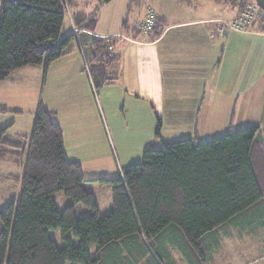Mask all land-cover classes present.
Wrapping results in <instances>:
<instances>
[{
    "label": "trees",
    "instance_id": "trees-1",
    "mask_svg": "<svg viewBox=\"0 0 264 264\" xmlns=\"http://www.w3.org/2000/svg\"><path fill=\"white\" fill-rule=\"evenodd\" d=\"M141 1L131 0L129 7ZM237 1L242 6L245 0ZM73 2L1 0L0 82L27 66L46 68L69 51L75 34L63 37L62 32ZM84 15H73L76 26ZM86 17V26L93 28L97 13ZM126 22L123 34L131 31ZM160 22L156 19L153 27L156 37L162 32ZM132 30L142 32L138 27ZM79 35L78 28V41L86 51ZM119 39L96 38L89 43L96 67L108 53L112 62L119 60L108 52ZM91 73L101 79L99 72ZM34 116L31 136H18V142L9 137L6 127L0 129V158L12 150L9 147L17 155L25 148L27 153L20 196L0 207V264H111L119 261L125 248L142 256L151 253L148 264H164L165 256L149 241L162 247L167 237L181 241L194 264H208L203 241L227 224L251 221L264 211V173L258 174L253 159L259 150L258 126L146 149L142 161L124 167L120 177L101 179L110 184L113 196L112 210L102 217L95 193L85 187L81 163L66 154L54 111L39 103ZM59 191L89 213L77 214L73 204L60 209L54 198ZM54 229L62 231L63 247L50 236Z\"/></svg>",
    "mask_w": 264,
    "mask_h": 264
},
{
    "label": "crops",
    "instance_id": "crops-1",
    "mask_svg": "<svg viewBox=\"0 0 264 264\" xmlns=\"http://www.w3.org/2000/svg\"><path fill=\"white\" fill-rule=\"evenodd\" d=\"M130 1L74 0L64 22L62 36L72 35L78 27L90 55L88 45L92 40L120 37L109 49L119 59L115 61L118 74L114 78L98 84L100 77L96 79L90 70V76L87 74L83 68L86 51L76 33L69 51L48 67H24L1 81L0 86L19 80L17 73L22 70L35 75L33 82L42 85V89L45 79L55 92V107L49 110L54 111L62 128L65 151L71 160L78 161L74 148L94 139L96 127L104 128L100 102L103 95L108 111L115 107L126 110L129 118L122 125L136 126L140 122L137 118L149 116L148 129L143 128L148 135L145 147L151 144L149 141L161 137L165 116L172 127L193 125L195 136L189 138L199 137L202 132L212 139L213 135V138L223 135L218 133L224 129L229 132L258 126L259 150L253 159L256 169L263 174L264 30L251 26L242 30L231 28L228 24L239 13L238 7L217 0H142L141 4L129 7ZM135 9L136 19L132 15ZM149 10L161 21L162 32L157 37L153 29L140 34L132 30L147 17ZM82 12L97 13L93 28L86 26V15L84 21L75 25L73 15L80 18ZM125 21L131 30L129 34L122 33ZM114 83L118 86L117 98L113 100L109 88ZM39 91L40 88L35 97ZM256 115L260 119H253ZM130 116H134L133 123ZM18 136L24 135L16 133L15 137ZM127 254L125 248L119 253V261L111 264H126L130 261ZM142 257L145 259L141 255L134 264L144 263Z\"/></svg>",
    "mask_w": 264,
    "mask_h": 264
},
{
    "label": "rangeland",
    "instance_id": "rangeland-1",
    "mask_svg": "<svg viewBox=\"0 0 264 264\" xmlns=\"http://www.w3.org/2000/svg\"><path fill=\"white\" fill-rule=\"evenodd\" d=\"M253 1L245 0L242 6L239 5L237 0H224V3L239 6L238 9L244 11ZM183 4L186 5V2H183ZM136 11V9L133 10L132 15L134 19L137 18L134 14ZM249 26L264 27V20L254 19ZM85 54L87 59L84 55L83 68L88 75V71L90 70L91 74V70H93L95 74L100 73L101 79L106 78V80H110L114 78V75L117 76L118 67L115 65L116 62L113 64L112 58H109V53L108 55H104V61L102 60L101 65L98 67H96L97 62L92 59V54H89L87 48ZM15 74L16 72L13 75ZM17 75L20 76V79L16 82L0 86L6 87L7 85H11V88L8 89L0 88V129L6 127L7 131L13 135L11 139L14 143L19 141L16 140V133L26 137L31 136L35 118L34 106H36L38 100L47 109L55 107V102L53 101L55 92L47 85L45 79L42 89V85L40 87V84L33 82L35 75L31 76L28 70H22ZM98 82V84H101L100 81ZM117 86L118 83H114L109 88L112 91L113 100L117 98L115 92ZM103 87L99 88L103 89ZM39 88L40 91L35 97ZM100 102H102L101 115L104 128L96 127V137L94 139H87L85 141L87 145L78 146L73 151L76 150L78 152L75 154V158L83 165L84 177L87 180L85 181V187L95 193L100 216L103 217L112 210L113 196L110 184L102 181V178L120 177L124 167L142 161L143 153L146 149H159L163 146V142L194 137L195 133L192 131L193 125L184 126L180 124L172 127L171 123L168 124V117L165 116L164 124L160 127L161 137L149 141L151 144L145 147L148 135L147 131L143 128L148 129L149 116L145 114L143 118H137L140 122L136 126L122 125L124 119L129 118L125 113L126 110L115 107L111 111H108L107 107L109 106L104 103L103 95ZM130 119L133 123L134 116H130ZM253 119H260V116L256 115ZM115 120L118 122L117 124L113 123ZM226 132L227 129H224V131H220L218 134L221 135ZM205 136V133L201 132L198 139L207 140V138H211ZM22 144H25V142ZM25 146L27 147L28 144H25ZM10 148L14 150L13 147H9L8 149ZM12 150L6 151L3 154L4 157L0 158V207L8 205L14 198H18L21 193L24 162L27 154L26 148L24 152L23 150L20 153L18 152V155L11 153L13 152ZM70 151L73 152L72 149ZM257 172L259 175H263L259 169H257ZM54 198L60 209L73 204L76 207L77 214L89 213L87 208L81 204H75L62 191L56 192ZM49 234L56 240L58 246L63 247L66 244L60 229L50 230ZM73 243H78L75 237H73ZM149 243L156 250L158 248L163 256H165L164 264H194L183 252L180 246L181 241L179 242L167 237L163 239L162 247L152 240ZM203 249L206 256L210 259V263L208 264H264V212L261 216H257L251 221L239 220L217 230L211 237L203 241ZM92 252H94L93 248ZM126 252L129 258H131L126 264H132V261L141 256L140 251L136 249H126ZM150 256L151 253L144 255L145 259L142 257L144 259V263L142 264H147ZM142 260L141 262H143Z\"/></svg>",
    "mask_w": 264,
    "mask_h": 264
},
{
    "label": "built area",
    "instance_id": "built-area-1",
    "mask_svg": "<svg viewBox=\"0 0 264 264\" xmlns=\"http://www.w3.org/2000/svg\"><path fill=\"white\" fill-rule=\"evenodd\" d=\"M156 16L154 11L149 10L147 17L142 20L138 28L143 32L151 31L156 22ZM264 20V10L258 5V3L254 0L250 3L244 11H241L237 14V16L228 24L231 28L235 29H246L253 22V20ZM225 28V25L222 29ZM78 32L77 28H74V34Z\"/></svg>",
    "mask_w": 264,
    "mask_h": 264
},
{
    "label": "water",
    "instance_id": "water-1",
    "mask_svg": "<svg viewBox=\"0 0 264 264\" xmlns=\"http://www.w3.org/2000/svg\"><path fill=\"white\" fill-rule=\"evenodd\" d=\"M258 5L264 10V0H255Z\"/></svg>",
    "mask_w": 264,
    "mask_h": 264
}]
</instances>
